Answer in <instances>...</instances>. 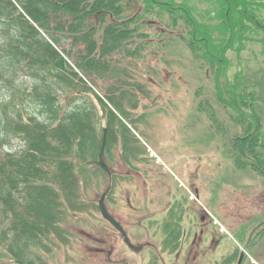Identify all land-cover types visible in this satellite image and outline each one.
Wrapping results in <instances>:
<instances>
[{"label": "trees", "instance_id": "1", "mask_svg": "<svg viewBox=\"0 0 264 264\" xmlns=\"http://www.w3.org/2000/svg\"><path fill=\"white\" fill-rule=\"evenodd\" d=\"M204 2L209 8L198 10L193 0H0V264H47L43 254L68 242L67 221L90 205L82 184L105 175L92 163L104 129L107 152L119 144L130 165L143 154L136 132L144 116L135 112L146 90L113 56L138 57L135 44L147 36L140 23L153 11L181 20L187 48L213 68L217 97L243 134L235 164L264 171L263 97L243 72L220 83L228 54L254 42L264 73V0ZM64 54L73 64L65 57L59 68Z\"/></svg>", "mask_w": 264, "mask_h": 264}, {"label": "rangeland", "instance_id": "2", "mask_svg": "<svg viewBox=\"0 0 264 264\" xmlns=\"http://www.w3.org/2000/svg\"><path fill=\"white\" fill-rule=\"evenodd\" d=\"M193 3L198 10L209 8L204 0ZM129 12L130 8H126L123 16ZM140 24V30L147 36L135 44L142 47L138 57L120 52L113 58L146 90L135 112L136 116H144L138 120L136 132L143 154L130 165L121 157L119 144L112 143L105 152V160L113 172L112 188L105 199L108 210L122 223L133 244L146 240L157 244L164 236L163 224H151L155 222L152 219L164 213L171 203L169 193L174 187L185 195L191 215L200 210L192 199L194 191L199 190V203L207 206L211 204L205 202V197L210 191H217L214 208L226 219L222 230L225 227L230 233L248 239L250 231L260 230L257 221L264 217V171L251 167L239 169L235 164L234 144L243 134L236 137L241 128L232 118L235 113L217 97L213 68L187 48L181 34L185 24L181 25V20L174 23L170 14L153 11ZM70 46L68 40L67 50ZM129 48L138 49L132 45ZM64 57L73 64L69 56L64 54ZM228 57L232 64L221 77V85L226 78L232 79L236 73L243 72L251 84L257 85L264 100L261 45L254 42L240 55L230 52ZM109 82L97 81V84L105 90ZM261 107L264 114V102ZM11 143L16 147L22 144L19 138H12ZM242 159L250 164V156ZM102 175L91 186L82 184L89 208L67 221L65 227L71 236L67 243H57L52 253L43 254L47 264H108L107 253L102 250H114L115 258L124 255L128 259L125 264H143L146 252L131 251L130 243L100 213L98 202L109 184L107 174ZM199 259L190 258L186 264H212L210 257ZM14 261L6 259L5 264H17Z\"/></svg>", "mask_w": 264, "mask_h": 264}, {"label": "flooded vegetation", "instance_id": "3", "mask_svg": "<svg viewBox=\"0 0 264 264\" xmlns=\"http://www.w3.org/2000/svg\"><path fill=\"white\" fill-rule=\"evenodd\" d=\"M112 176L113 172L111 170V175L107 174L109 179L107 189L110 188L109 192L112 188ZM197 191H194L195 196L192 199L199 204L200 210L195 211L193 215L188 213L189 203H185V195L178 187H174L172 193H169L171 203L167 204L164 213L157 215L152 219L155 222L151 223L156 224L159 222L158 225L163 224L162 233L164 236L159 238L157 244L149 240L142 244H133L123 227L126 232V237L122 235L123 240L128 239L131 251L135 253L146 252L143 264H175L176 261L186 264L190 258L195 260L196 258L202 259L205 257H210L209 261L212 264H264V217L257 221L260 230L258 232L250 231L248 239H244L237 233H230L224 226V230H222V222L226 220L225 216L221 217L219 211L214 208L217 204L215 200L219 196L218 192L210 191L209 196L205 197V202L211 204L207 206L205 203H199L200 198L197 196ZM210 195L212 197L209 201ZM117 220L119 221V219ZM120 224L122 225L121 222ZM146 228L149 229L150 227L146 225ZM101 252L107 253L108 264L116 262L125 264L128 262L124 255H120L122 258L118 256L115 258L114 250L107 252L102 250ZM257 256H259V259L256 258Z\"/></svg>", "mask_w": 264, "mask_h": 264}, {"label": "water", "instance_id": "4", "mask_svg": "<svg viewBox=\"0 0 264 264\" xmlns=\"http://www.w3.org/2000/svg\"><path fill=\"white\" fill-rule=\"evenodd\" d=\"M57 66L59 68H64L65 66V58L63 56H61L58 60H57ZM106 142H107V130L104 129L103 132V136H102V140H101V144L99 147V151H98V159L96 161H93V164H96L97 166H99L103 171H105L109 176L111 175V170L110 167L108 165V163L105 160V148H106ZM108 188L102 195L101 198L99 199L98 202V207L100 210V213L102 215V217L107 220L113 227H115L123 236L126 237V232L123 228V226L120 224V222L115 218V216H113V214L110 213V211L107 208L105 199L106 196L109 192ZM126 241L128 242V239L126 238ZM21 264H24L21 262Z\"/></svg>", "mask_w": 264, "mask_h": 264}]
</instances>
